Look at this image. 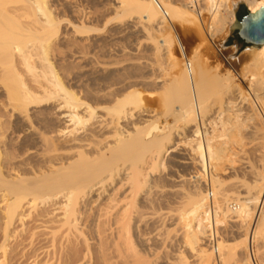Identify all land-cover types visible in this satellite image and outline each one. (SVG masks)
<instances>
[{
    "label": "rangeland",
    "instance_id": "rangeland-1",
    "mask_svg": "<svg viewBox=\"0 0 264 264\" xmlns=\"http://www.w3.org/2000/svg\"><path fill=\"white\" fill-rule=\"evenodd\" d=\"M42 1L45 2L44 4L47 7V12L54 18L51 19L56 23V28L55 26H52V28L50 27L49 30L51 31L48 30V33L47 30H45L46 33L43 32L41 26L40 28L38 26L40 24L37 23L36 25L33 21V19L36 20V18L34 15H31L32 11L29 9L26 10L25 8H23L25 11H20L19 8L21 7L18 5L21 4H19L17 0H0V3L3 5L2 7L0 4V7L2 9L4 8L5 10H3L10 15H8L9 17L6 16L9 19L0 16V37L2 38L6 35L9 37L11 33L16 31L13 33L14 35L11 34V36H14L12 37L14 41L12 39L8 41L10 38L8 39L7 37L6 39L4 37L0 40V148L2 151L4 150L3 156L0 159V168L4 176L12 178L15 172H18L16 170L19 169L22 172L25 170L23 173L32 172L34 168L33 165L37 168L35 170L45 168L42 158L49 150H46V146L42 142V134L45 133L48 136H52L55 142L57 144L59 143V146L64 145L62 147L70 145L72 142L71 138L73 139L74 137L72 132L74 124L72 121L68 120L70 117L66 116L69 107L66 106L60 109V107L64 105V103H62V95L57 94L55 98L47 99L44 102L41 101L38 104H29L28 107L25 105H18L20 101L15 97V92L21 90L22 87L21 78H23L27 84V88L36 93H43L41 83H45L47 86V78L40 72L43 65L41 66L42 62L38 59V45L40 41L43 40L44 43L47 40V45L49 46L48 58L50 62H52L55 71H57L65 86L83 101H80L81 104H76L81 113L86 111V109H84L86 103H90L94 106H99L101 110H98V114L101 112V114H103L104 105H111L115 102V99L122 94L133 91L134 93L132 92V95L135 97L132 102L133 105L132 103L131 105L128 103L129 105L127 108L134 111L133 113L135 115L132 119L124 120L122 125L125 128L128 127L127 129L129 130H133L137 125L145 126L150 124V127H152L154 125L163 126V124H168L172 128L174 126V128L171 129L173 140H170V150L165 153L163 164L161 163L163 167L162 165H159L160 167L156 166L157 169L155 167L154 173L152 172L148 175L149 177L147 176L148 179H150V188L145 186L146 188H142L143 190L141 189L142 192L141 190H138V193L136 191L134 196H132L133 193L129 197L130 199L134 197L133 202L132 200H130V203L125 202L131 204L130 206L127 205L129 207L133 206V209L136 211L133 212L134 214L132 213L130 220L129 218L124 219L125 221L127 220V222L130 221V225L123 220H120L121 222L117 221L113 219V215L111 218L110 214H108L106 216L107 220L110 219L109 221L112 222L109 225L106 217L104 218L105 215L101 214V212L105 213L107 210H110V207H112L113 210L115 202H82L80 213L82 214L85 212V215L83 217V214L80 215L81 225H79L82 231L84 230L85 236L87 237V242L85 243L83 242L82 236L79 237V232L70 233L69 231L61 229L63 235L67 232L71 234L69 235L67 233L69 239L66 237L67 235H64V237L62 233L59 234L60 228L58 227V221L62 216L61 208L63 202H38V204L40 203V206L38 205V210L33 212V215L31 214L30 217L25 216V225L23 224L24 226L22 227V230L25 231L19 238L10 239L7 237L6 239L4 236L6 235V202H0V264H218L217 253L209 242L210 233L212 231L217 234V248L220 256L219 264H244L248 260V257H250L251 264H264V244L261 240L258 241L255 239L252 242L251 249L249 247L250 251L245 247L249 245V241L246 239L247 220L241 223L242 228H240V223H235L234 221L225 222L222 220L219 213L212 212L210 215L209 210L207 211L209 204H211V202H208V194L211 190L214 193L215 202H218V199H216L217 192L228 194H231L233 191L234 193L237 191L243 192L244 190L242 187L238 186L239 183H241V181H252L255 178V170L264 168V148L260 149L261 147H258L259 143L256 140L258 139V133H256V129L254 130L255 127L264 128V121H259L258 113H260V109L262 110V106L260 102L256 100L257 98L254 97L253 90L250 89L251 84L249 81L251 80V76L248 74L252 73L251 71L249 72L252 68L248 63H250L251 52L247 50L250 46L246 45L238 56L233 59L230 58V55L237 53L236 46L229 45L226 48L222 47L228 61L220 55L211 37L216 38L223 44L229 37L230 32L229 34L224 32L222 24L219 22L216 23L217 21L214 22V16L211 10L207 8L210 4L207 0H200L203 18L196 12H193L196 19L198 18L199 26H195L189 19L188 21L187 18L184 17L173 16L161 22V19L166 15L164 12L153 11L152 13L154 16L144 17L137 11H125L120 7L123 0ZM164 1H170L173 5H181L184 3L188 4L190 0ZM41 17L43 19L45 18V16ZM12 21L20 22L19 26L18 23L15 25ZM2 22L9 25L12 23L18 28L14 25L9 26ZM169 25L173 28H170ZM36 26H38V28H35ZM5 27L6 29H4ZM19 27L20 30H18V33L17 29H19ZM215 27H217V29ZM11 28L13 29L11 30ZM9 29L11 32H8ZM170 31H172L171 34H169ZM39 32L41 35H38ZM16 33L20 34V36L23 35L19 37L20 40H18L19 38L17 37L19 35L17 36ZM171 36L175 38L174 43L171 41ZM3 40H6L5 42L10 45L8 46L5 42L3 43ZM1 44L3 46L6 44L12 49L15 46L14 44L21 45L23 47L22 49L28 50L27 52L29 54L31 53L28 56L29 60L31 59L30 65L33 67L29 68L24 64L20 51H17L18 48L15 49V53L13 52L14 57H12L15 60L12 62L10 60V53H5V50L7 52L9 48L6 49L7 46L2 47ZM9 51L12 52L11 49ZM170 51L173 52L172 55ZM205 60L207 62H205ZM174 64L178 67H175ZM184 68L186 69L185 72L183 71ZM216 73L222 78L225 77L226 73H232L235 78L233 80L234 85L238 84L243 92L241 93L240 89H238V85L233 87L231 92L230 90H227V92L222 91L223 93L226 92L225 94L221 91L219 92L218 89L221 90L220 88L223 87L220 86L221 84L218 83L217 80L213 82L212 79H215V77H212L213 75L217 77ZM201 74L205 75L206 79L210 81H207L206 86L199 81L200 78L203 77ZM15 75L18 77H15ZM177 75L179 76L177 77ZM174 77L178 78L179 84H188L194 91L200 92V95L202 91L207 92H202V94H206L202 96L205 98L199 96V98L201 97L200 99L203 100V107L205 108L204 110L202 108L203 111L200 112V115L203 114L204 117L201 116V118L206 119V121L202 123V121L198 120V125H200L203 132L206 131V135L210 134L206 137H214V140L217 139L215 143L218 146L224 147L226 145L224 147L225 151H222V153H224L223 155L221 154V158L214 161L213 169H203L199 165V167L194 169V166H192L193 164L190 162L193 152L190 144L188 145V140L192 137V130L197 127V123L190 127L189 124H187L188 122L185 123V120L179 117V115L181 116V112L179 113L178 110L176 111V109L179 108L176 107L177 102L173 98L174 95L175 97L177 95L175 91H171L173 90L172 87H169V85L171 86L170 79ZM179 77L181 78L179 79ZM16 78H19L18 80L21 82ZM23 88L25 89V87H22V89ZM113 93H118L116 94L118 97L111 95ZM134 94L136 95L134 96ZM241 94L245 96L244 99L241 98ZM138 95L141 97L139 98ZM108 97L110 99H108ZM136 97H138V99ZM217 97H223V101L231 100L235 102H233V105L230 104V107L228 105V107L223 106L222 108V111L224 109L223 115L225 121L228 118H233L232 120H227L228 122L230 121L229 125H227L228 129L233 126L230 128V132L232 134L234 133V135L232 136V134L230 135L228 132L231 139L228 135L225 137L218 136L219 130H221L220 128L215 131V135V132H211L213 130V125L208 122L216 118L221 109L219 103H214L217 99H220ZM112 98L113 101L111 100ZM165 98L169 99V107L167 106V100H164ZM253 102L255 104H253ZM136 106H138V108L135 110ZM20 108H22V110ZM175 112L178 113V115ZM236 114H240L238 116L240 118V121H237L238 123L235 121ZM249 117L255 118L249 120ZM155 120H157V122ZM92 122L95 123L96 119L92 120L91 124L87 127H93L94 124ZM236 124L238 125L236 126ZM121 126L119 127L122 128L123 126ZM86 128H81L77 134L85 136ZM153 132H156V129L155 131L153 130ZM189 136L190 138H188ZM215 136L217 137L215 138ZM69 141L71 142L69 143ZM4 152L8 155L7 158H5L6 155H4ZM40 161H42V164ZM25 162L27 163L25 164ZM200 176H203L204 179ZM208 176H210V179ZM212 177L214 180H212ZM208 179L211 181H208ZM111 187L112 186H108V188ZM199 191L201 193L199 197L201 196L203 200L200 202H188L189 195L198 193ZM235 202L237 203V201H233V199L228 200L229 205H233ZM125 205L126 204H123L122 208L121 206L120 208L123 209L128 207ZM38 212H42V214L44 212L42 215L44 217L38 215ZM109 212L111 213V211ZM193 212H195L194 214L199 213L201 216L205 217L203 223V225L206 226L203 228L206 230L204 232L205 234H201V232L195 235L190 234L189 231L191 229L190 225V230L188 229V224L190 223L188 222V218ZM28 213L27 208L25 214ZM112 213L115 214V211ZM98 214H101V216ZM100 217L103 218L102 222L98 219ZM39 218H41V220ZM42 218L48 223L47 225L54 224L53 221H56V233L59 230L56 235H60V238L56 236V240H59L55 242L54 246L48 238L52 237L47 231L50 227L44 229V226L42 228V226L45 225L42 223ZM81 218L83 220H81ZM112 219L114 223L111 221ZM103 220H106L108 225L105 224L106 222ZM97 222H100V224ZM96 223L99 224L100 227ZM125 224L129 226L126 228V230L129 228L127 231L125 230ZM14 225L20 229L22 223L16 222ZM117 226L119 229L116 231ZM238 227L241 231L237 229ZM25 228H27V230ZM100 228L101 230H99ZM33 233L34 236L32 237ZM47 234L49 236H47ZM4 239H6L5 242ZM2 246H5L6 249H4V251L6 250V252L2 251ZM245 248L247 250H244ZM234 251H237V253L232 257L231 253Z\"/></svg>",
    "mask_w": 264,
    "mask_h": 264
},
{
    "label": "bare ground",
    "instance_id": "bare-ground-1",
    "mask_svg": "<svg viewBox=\"0 0 264 264\" xmlns=\"http://www.w3.org/2000/svg\"><path fill=\"white\" fill-rule=\"evenodd\" d=\"M17 1L19 4H21V5H18L21 7V8H19L20 11L24 10L23 8H25L26 10L29 9L30 11H32V14L30 12L29 13L31 15H34L36 18V20L33 19V21L36 23V25H37V23L40 24L38 26H39V28L41 26V30L43 32H45V30H47V33H48L49 28L50 27L52 28V26H55V28H56V23H54V21H53L54 18L52 16H50V13L47 12V7L44 4L45 2H43L42 0H17ZM239 1H241V0H207V2L210 3L209 7H207V8H209V10H211V12L214 16L213 17L214 22L217 21L216 23L219 22L220 24H222V29L224 30V32H227L228 34L230 32V26H232L236 21L234 5L236 3H238ZM244 1H245V3H247L250 6V10L252 13H256L257 10H259L262 6H264V0H244ZM0 4L3 7L2 3H0ZM6 6H7V3H6ZM120 7H122L125 11L126 10L137 11L144 17L154 16V14L152 13L153 11L164 12L166 15L161 19V22H164L167 20V18L174 16V17L187 18V20L189 19L195 26L199 24L198 20H197L198 18L196 19V16L193 13V12H196V10L194 8V4L192 3V0H190L188 4L184 3L181 5H173L172 2L164 1V0H157V1L156 0H123L121 2ZM3 9L0 7V14H1L0 16L1 17L4 16L2 18H8L10 16L9 13L7 14L6 11H4L5 9L4 10ZM8 9H10V8H8ZM6 16H8V17H6ZM41 16H45V18L43 19ZM31 17H33V16H31ZM51 18H53V19H51ZM12 22H14L15 25H17V23H18L15 21H12ZM214 22H213V24H214ZM2 23H5V22H2ZM19 23H18V26H19ZM192 23H191V25H192ZM5 24L9 25L7 23H5ZM14 24L11 23L10 25L13 26ZM38 26H36L35 28H38ZM15 27L18 28L17 26H15ZM20 27H19V29H17V31L20 30ZM169 27L173 28L171 25H169ZM197 28H200V27H197ZM215 28L217 29V27H215ZM4 29H6V27ZM12 29L13 28H11V30ZM102 29H105V28H102ZM102 29H101V31H102ZM158 29H159V27H158ZM11 30L9 29L8 32H11ZM49 31H51V30H49ZM160 31H161V29H160ZM15 32H13V33H15ZM13 33H11V34H13ZM18 33H19V31H18ZM22 33H21V35H22ZM26 33H28V32H26ZM152 33H153V31H152ZM158 33H159V30H158ZM171 33H172V31H170L169 34H171ZM11 34H10V36H11ZM3 35H4V33H3ZM13 35L11 37L10 36L8 37V35H6V36H3L2 38H4V37H5V39H6V37L8 39L10 38L8 40V41H10L12 39V37H14ZM24 35H25V31H24ZM38 35H41V33L39 32ZM43 35H44V33H43ZM17 36H18L17 38H19V37H22L23 35L20 36V34H17ZM2 38L0 40H2ZM12 40L14 41V38ZM18 40H20V38ZM41 40H43V39H41ZM5 41L3 40V43ZM43 41H40V43L38 45L39 52L38 51L37 52L39 55L38 59L41 60L40 62H42L41 66L43 65L41 68L42 70L40 72H42V75H44L47 78V81H46L47 86L45 85V83H43V84L41 83L44 94L31 91L29 88H27V84L25 83L23 78H21L20 80L22 81V87H25V89L23 88L24 89L23 90L21 87V90H19V91L17 90L15 92V97L20 101V103L18 101V103H19L18 105H20V106L25 105L28 107L29 104H32V103L38 104L41 101L44 102L47 99L55 98V97H57L56 96L57 94L62 95L61 98H62V103H64V105H62L60 107V109L63 107H66V106L69 107V109L67 107V109L69 111L66 113V116H69L70 118L68 120L72 121L74 124V127L72 129L74 137H73V139L71 138L72 142L69 141V143L71 142L70 145L62 147L64 145L59 146L58 145L59 143L57 144L55 142V139L52 138V136H48L45 133H44L45 135L44 134L41 135L42 137L40 136L43 140L42 142L46 146V150H49L46 153V155L47 154H49V155L44 156L43 155L44 153L42 154L44 157L41 155L43 157L42 159H43V163L45 164V168H42V169L40 168L38 170H35L37 168H35V165H33L34 168H33V170L31 168V170H32V172L30 171L31 173L29 171H28L29 173H27V172L23 173L25 170L22 172L17 167L19 170H16L18 172H15V175L12 178H9L8 176L7 177L4 176V173H2L3 171H1V168H0V202H6V204H5L6 205V209H5L6 210V213H5V217H6V222H5L6 223V225H5V227H6L5 232L6 233L5 234L6 235H4V236L6 239H7V237H9L10 239L11 238L16 239L17 237L19 238V236L25 231V230L24 231L22 230V227L25 225L24 224V219H26L25 216L30 217L31 214L33 215V212L38 210V205L41 202H43V203L63 202L62 208H61L62 209V216H61L60 220L58 221V227L60 228L59 234L62 233V235H63V232H61V229L69 231L70 233L71 232H75V233L79 232L78 233L79 237L82 236V238L84 240L83 242L85 243V242H87V237L85 236L84 230L82 231V229L80 227V225H81L80 224V215L83 214L82 217L85 215L84 214L85 212H83L82 214L80 213V208H81L82 202H92V203L93 202H101V201L102 202L103 201L104 202H115L114 203L115 205H113V207L115 208V210L113 208V210L115 211V214L112 213L114 211L112 210V207H110L111 209L108 208L110 210H107V212L104 211L106 214L101 212V214L105 215L104 218L108 214H110V217L112 218V215H113V219H115L117 221H120V220L125 221L124 220L125 218H129V220H130V218H131L130 216H132V213L135 210L133 209V206H131L132 208L129 207L131 204H128L125 202L130 203V200H132V202H133L134 197L131 199L129 198L133 193L134 194L132 196H134L136 194L135 193L136 191L138 193V190L140 191L142 188L144 189L147 186L148 187L150 186L149 185L150 179H148V177H149L148 175L152 172L154 173V171H155L154 169L156 166L163 164V158L165 157V153L170 150L169 143L171 142L170 140L172 139L171 129H173L174 126L172 128L167 123H166L167 125H164V124H163V126L161 125L162 127L154 125V124H153L154 126H152V127H150V124L145 125V126H139L136 124L137 126H135L133 130L127 129L128 127L125 128L122 125V122H124V120H127V119H132L135 115L133 113L134 111H131L130 109L127 108L129 104L131 105V103L133 102V100L135 98L132 95L134 93L133 91H132L133 93L128 91L129 93L128 92L124 93L119 97L116 95L118 93L111 94V95L117 96L118 98L115 99V102H113V104L104 105V110L102 108V110L104 112L103 114H101L102 112L98 114V110L100 109L99 106L97 107V106H94L90 103H86L85 108H84V109H86V111L81 113L77 108L78 107L77 103H80V101H82V100L80 98H78V96H76V94L73 91L69 90L65 86L64 82L59 77L57 71H55L52 62H50V59L48 58L49 46L47 45V40L45 43ZM171 41H172V43L175 42V38L172 36H171ZM15 43H16V41H15ZM6 44L4 46L2 44L1 45H2V47H6L7 45L8 46L10 45V44L6 45ZM14 45H15L13 47L14 51L12 48H10L8 46L6 47V49L9 48V50L11 49L12 52H10L9 50L6 52V50H5V53H8V52L10 53V56H11L10 60L12 62H13V60H15L13 58L14 57L13 54L15 53V49L18 48L17 51H20V54L22 55V60H23L24 64H26L27 67L32 68L33 66L30 65L31 59L29 60V57H28L31 53L29 54L27 52L28 50L26 51L25 49H22L23 47L21 45H16V44H14ZM247 50H249L251 52L250 63H248L252 68L249 70V72L251 71L252 73L248 74L251 76L250 77L251 80L249 81L251 84L250 89L253 90L252 92L254 94V97L257 98L256 100H258L262 106V110L260 109V113H258L259 119H260L259 121H264V113H263L264 112V45H262L261 48L250 46ZM30 51H31V49H30ZM32 53H33V50H32ZM172 53L173 52L170 51L171 55H172ZM195 55H196V53H195ZM31 56H33V55H31ZM171 59H174V58H171ZM175 61H174V63H175ZM205 62H207V61L205 60ZM174 66H175V64H174ZM175 67H178V66L176 65ZM203 67H204V65H203ZM200 68H201V66H200ZM185 70L186 69L184 68L183 71L185 72ZM216 71H218V70H216ZM242 73H243V71H242ZM40 75H41V73H40ZM42 75H41V77L43 78ZM202 75L203 74H201V76ZM178 76L179 75H177V77ZM218 76H219L218 74H217V77L215 75H213L212 77H215V79L214 78H212V79H213V82H215V80H217V82L221 84V85L220 84L219 85L221 87H223V88H220L221 90L218 89L219 92L220 91L221 92L222 91L227 92V90L228 91L230 90V92H231V89H233V87H236V85H238V84L234 85L233 80L235 78H234L232 73H226L225 77H223V78L221 76H219V77ZM244 76H245V74H244ZM15 77H18V76L15 75ZM180 78L181 77H179V79ZM20 80H18V81H20ZM199 81L201 82V84H203L205 86L207 84V81L210 82L209 80L206 79L205 75H203V77L200 78ZM178 82H179L178 78L174 77V78L170 79L171 86L169 84H167V85H169L170 88L172 87L173 90H171V91H173V92L175 91V94L177 95L176 96L177 98L175 97V95L173 97L174 100L177 102L176 107L179 108V109H176V111L178 110L179 113L181 112V116L179 115V117H181L182 120H185V123L188 122L187 124H189L190 127L197 123L196 124L197 127L195 126L196 128H194L192 130V132H193V134H191L192 137L191 138H190V136L188 137V138H190L188 140V145L190 144V147H191L192 152H193V155L190 158V162L193 164V165L192 164L191 165L194 166V169L196 167H199V166H201L203 169L205 168L207 170H210V168L213 169L214 161L221 158V154L223 155V153H224V152L222 153V151L224 150V147L226 145L224 146L222 144L224 147L218 146L215 143V140L217 141V139L214 140V137H212V135H211L212 138L206 137V136H209L210 134L207 133L209 135H206V131L203 132L201 130L202 128H200V125H198V123H199L198 120L202 121V123H205L204 121H206V119L201 118V116H203V114L200 115L201 114L200 112L205 109L203 107L204 102L200 98L202 96L206 95L205 93H207V92L202 91L205 93H203L204 94L203 95L201 92V95H200V92L194 91L188 84L184 85V83H180L181 84L180 85ZM237 87H238V89L241 88L239 85ZM241 89H240V91L242 93L243 90H241ZM225 93H223V94H225ZM169 94H170V92H169ZM111 95H110V97H111ZM135 95L136 94H134V96ZM139 95H138V97H139ZM239 95H240V93H239ZM105 96H106V94H105ZM199 96H201V97L199 98ZM138 97H136V98L138 99ZM223 97H221V98L217 97L220 99L216 98L217 101L214 103H219L221 105V107H220L221 109L219 110L217 117L209 120V122H208L209 124L213 125V128H212L213 130L211 132L214 133L216 130H218V128L221 129V130H219L220 132L218 135L221 137L227 136L228 132L231 135L232 133L230 132L231 131L230 128L233 127L230 124L231 127H229V129H228L227 125H229L230 121L228 122L227 120H232L233 118L232 119H229V118L226 119V121H227L226 122L224 120V115H223L224 109L222 111V108H223V106L228 107V105L230 107L231 105H233L234 101L233 102L231 100L223 101V99H224ZM202 98H205V97H202ZM241 98L244 99L245 96L242 95ZM108 99H110V98L108 97ZM197 99L199 100V102ZM111 100L113 101V98ZM164 100H167V103H168L169 99L165 98ZM141 103H142V101H141ZM169 103L167 105L168 107H169ZM253 104H255V103L253 102ZM132 105H133V103H132ZM142 105H143V103H142ZM172 105H173V103H172ZM17 106H15V107H17ZM100 106H101V104H100ZM137 108H138V106L135 107V110ZM202 108H203V110H202ZM17 109H19V108H17ZM20 109L22 110V108H20ZM253 111H256V110H253ZM202 113H204V112H202ZM233 113H234V111H233ZM166 114H168V113H166ZM176 114L178 115V113H176ZM168 115H170V114H168ZM239 115L240 114H238V115L236 114V119H235L236 122L240 121L239 120L240 118L238 117ZM242 115H245V114H242ZM163 116H166V115H163ZM254 118L255 117H251L249 120H253ZM94 119H96L95 123L92 122L94 124V126L93 127L90 126L91 128L87 127L88 125L91 124V121ZM155 121L157 122V120H155ZM232 123H235V122H232ZM237 125L238 124H236V126ZM119 126H121L122 128H120ZM133 126H134V124H133ZM81 128H83V129L86 128L85 129V131H86L85 136H81V135L77 134V132ZM152 129L154 131L156 129V132H153ZM180 129H183V128H180ZM238 129H236V130H238ZM246 129H247V127H246ZM227 130H229V131H227ZM254 130L259 135L258 136L252 129V131L257 135L258 139H256V140L259 143V144L257 143L259 145L258 147H261L260 149H263L264 148V128L263 127L262 128L255 127ZM182 132H184V131H182ZM215 134H216V132L214 133V135ZM233 135H234V133L232 134V136ZM216 137L217 136H215V138ZM228 137H230V139H231V136L228 135ZM217 143H219V142H217ZM238 144H239V142H238ZM3 151L0 148V159L3 156L2 155ZM5 152H4V155H6ZM7 156L8 155H6L5 158H7ZM27 162H25V164ZM40 162L42 164V161H40ZM215 165H216V162H215ZM39 166H42V165H39ZM30 167H31V165H30ZM162 167H163V165H162ZM156 169H157V167H156ZM255 173H256L255 178L252 181L251 180H250V182L241 181V183H239L238 186L242 187V189L244 190L243 192L237 191L234 193V191H233L232 193L230 192L231 194L224 193V192H217L216 193V195H217L216 199H218L217 200L218 202H215V201L212 202V204L214 203L213 207L215 210L213 213H215V212L219 213L222 220H224L225 222L234 221L235 223L236 222L240 223V228H242L241 223L247 220L248 225L246 227V235H247L246 239H248L247 241H249L248 242L249 245L245 246V247H247L248 251H250L249 247L251 249L252 242L255 239L258 241L261 240L262 243L264 244V168L260 169V170H255ZM198 175H200V174H198ZM9 176H11V175H9ZM208 177L210 179V176H208ZM201 178L204 179L203 176ZM117 179H119V180H117ZM205 179H206V177H205ZM209 179H208V181H211ZM212 180H214V178ZM114 185H115V187H114ZM108 186H112V187L108 188ZM142 190H141V192H142ZM199 194H201L200 191L198 193H192L191 195H189L188 202H197V201L200 202V201H202L203 198H201V196L199 197ZM185 195H187V194H185ZM202 195H204V194H202ZM208 196H209V194H208ZM231 199H233V201L234 200L237 201V203L235 202L236 203L235 206L229 205L228 200H231ZM185 200H187V199H185ZM222 201H224V202H222ZM38 202H40V203L38 204ZM120 202H122V203L124 202L123 204H126L125 206H128V205L129 206L121 209L123 204ZM83 204H86V203H83ZM120 206H121V208H120ZM27 208H28L29 213L25 214V212L27 211ZM118 208H119V210H118ZM209 208H210V204H209V207L207 208V211L209 210ZM30 209H31V211H30ZM82 210H81V212H82ZM109 211H111V213ZM194 213L195 212H193L189 216V218H188L189 221L187 220L188 222H190L188 224V229H189V225H190V229H191V230L189 229L190 234L195 235L198 232H201V234H205L204 232L206 230L203 229L204 227H206L205 225H203L205 217L201 216L199 213H196V214H194ZM43 214H44V212H43ZM43 214H42V212L41 213L38 212V215H40V216H42ZM101 214H98V215L101 216ZM42 217H44V216H42ZM39 219L41 220V218H39ZM98 219L100 220V222H102L103 218L100 217ZM113 219L111 221H113ZM81 220H83V219L81 218ZM106 220H107V217H106ZM106 220L105 221L103 220V221L106 222ZM109 220H107L109 223L106 222L105 224L108 223L110 225V223H112V222H110ZM16 222L22 223V226L20 229L18 227H15L14 224ZM53 222H54V224L53 223L50 224L51 223L50 222L49 223L50 225H47L48 223L45 220H43V218H42V223H44L45 225L42 224L43 226L42 225L41 226H42V228L45 226L44 229L46 227L47 228L50 227L51 230L49 229L50 230L49 231L47 229V231L49 232V235L52 237L51 238L48 237V238L50 239L49 241H51L52 245L54 246L55 242H57L59 240L58 238H60V235L59 236L56 235L59 232V230L56 233V231H57L56 230V221H53ZM100 222H97V223L100 224ZM125 222L129 223L130 221L127 222V220H126ZM113 223H114V221H113ZM99 224H97V225L99 226ZM105 224H103V225H105ZM118 224H120V223H118ZM128 225H130V223ZM127 226L125 224V230H126ZM119 227H120V225H119ZM240 228L238 227L237 229L240 230ZM25 229L27 230V228H25ZM102 229H103V226H102ZM118 229L119 228L117 226L116 231ZM99 230H101V228ZM45 232H46V230H45ZM69 232H67V233L69 234ZM99 232H101V231H99ZM118 232H120V231H118ZM67 233L64 235L66 236ZM35 235H37V234H35ZM49 235L47 234V236H49ZM69 235H71V234H69ZM75 235H77V234H75ZM33 236H34V233L32 234V237ZM56 236L58 237L57 238L58 240H56ZM63 236H61V237H63ZM66 237L68 238L69 236L67 235ZM77 237H75V238H77ZM6 239H4V242ZM61 240L63 242L62 238H61ZM81 242H82V240H81ZM64 243H65V241H64ZM4 244H2V245H4ZM125 244H127V243H125ZM52 245H51V247H52ZM129 245H131V244H129ZM124 246H126V245H124ZM2 249H3L2 251H4V249H6L5 246H2ZM216 249H218V248L216 247ZM247 249L245 248L244 250H247ZM4 252H6V250ZM4 252H2V253H4ZM218 252H219V250H218ZM236 253H237V251L232 252L231 256L233 257L234 255H236ZM249 258L250 257H248V260L244 264H251Z\"/></svg>",
    "mask_w": 264,
    "mask_h": 264
},
{
    "label": "water",
    "instance_id": "water-1",
    "mask_svg": "<svg viewBox=\"0 0 264 264\" xmlns=\"http://www.w3.org/2000/svg\"><path fill=\"white\" fill-rule=\"evenodd\" d=\"M242 9L247 10V14L239 19L238 12ZM234 10L236 21L230 26V35L222 44L223 48L236 46L237 53L230 55L232 59L237 57L246 45L258 48L264 45V6L252 13L245 1L241 0L234 5Z\"/></svg>",
    "mask_w": 264,
    "mask_h": 264
},
{
    "label": "built area",
    "instance_id": "built-area-1",
    "mask_svg": "<svg viewBox=\"0 0 264 264\" xmlns=\"http://www.w3.org/2000/svg\"><path fill=\"white\" fill-rule=\"evenodd\" d=\"M157 1V0H156ZM192 3L194 4V8L196 10V12L198 13V15L203 18V12L201 10V6H200V0H192ZM248 9L250 10V6L246 3ZM211 28V26H210ZM212 38V42L216 48V50L220 53V55L226 60L228 61V58L227 56L225 55L224 53V50L222 48V44L216 39V38ZM208 202H211L210 204V208H209V212H210V215L212 212H214V207H213V204L212 202H214V194L212 192V190L209 192V196H208ZM235 206V203L233 204ZM217 234L216 232L214 233L213 231L210 233V238H209V242L212 244L213 248L215 249L216 253H217V262L218 264L220 263V257H219V252H218V249H216L217 247Z\"/></svg>",
    "mask_w": 264,
    "mask_h": 264
},
{
    "label": "trees",
    "instance_id": "trees-1",
    "mask_svg": "<svg viewBox=\"0 0 264 264\" xmlns=\"http://www.w3.org/2000/svg\"><path fill=\"white\" fill-rule=\"evenodd\" d=\"M246 14H247V10L242 9L238 12V18L242 19Z\"/></svg>",
    "mask_w": 264,
    "mask_h": 264
}]
</instances>
